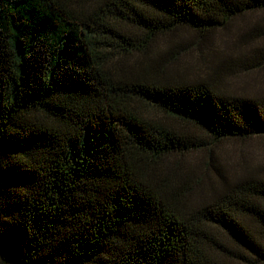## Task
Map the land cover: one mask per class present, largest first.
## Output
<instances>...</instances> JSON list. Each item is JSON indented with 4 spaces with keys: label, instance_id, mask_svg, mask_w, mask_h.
Here are the masks:
<instances>
[{
    "label": "trees",
    "instance_id": "obj_1",
    "mask_svg": "<svg viewBox=\"0 0 264 264\" xmlns=\"http://www.w3.org/2000/svg\"><path fill=\"white\" fill-rule=\"evenodd\" d=\"M259 11L264 0H0L1 261L264 264V177L214 167L194 199L160 162L202 145L141 107L216 142L264 137V93L184 59Z\"/></svg>",
    "mask_w": 264,
    "mask_h": 264
},
{
    "label": "rangeland",
    "instance_id": "obj_2",
    "mask_svg": "<svg viewBox=\"0 0 264 264\" xmlns=\"http://www.w3.org/2000/svg\"><path fill=\"white\" fill-rule=\"evenodd\" d=\"M176 37V41L185 42L186 47H191L198 40L195 33L189 30H182ZM164 43L170 45L168 40ZM162 46L163 41L160 42V47ZM263 54L264 11H259L238 18L229 30L216 33L210 43L193 46V51L184 56V59L189 65H211L216 71L223 72V87L254 96L264 93ZM128 62L132 63L133 60ZM141 107L149 118L166 122L185 133L194 143L202 145L197 150L171 156L160 162L162 172H174L176 169L181 174L182 181L189 182L195 188L194 199L199 201L217 183L214 167L226 168L230 179L252 170L264 177V137L245 142H216L204 129L192 123ZM0 264L5 263L0 259Z\"/></svg>",
    "mask_w": 264,
    "mask_h": 264
}]
</instances>
